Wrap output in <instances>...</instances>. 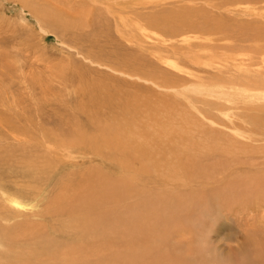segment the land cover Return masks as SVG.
<instances>
[{"label": "rangeland", "instance_id": "1", "mask_svg": "<svg viewBox=\"0 0 264 264\" xmlns=\"http://www.w3.org/2000/svg\"><path fill=\"white\" fill-rule=\"evenodd\" d=\"M132 1L0 0V198L5 203L6 197H15L22 206L10 209L6 220L0 206V260L9 258L0 264L115 262L93 254L62 225L71 220L74 198L84 190L82 182L91 170H105L112 189H125L122 182L130 173L119 157L101 167L105 161L83 150L85 139L78 145L65 136L86 131V139H94L95 127L107 126L117 115L129 120L141 144L149 143V129L158 136L167 134L189 154L195 151L193 141L203 147L202 157L194 153L197 164L184 159L189 171L176 166L173 174V167L166 166L175 162L171 155L160 160L161 175L181 173L176 175L179 179L170 178L173 184L161 185L164 178L135 182L136 188L155 195L162 211L166 205L175 207L173 219L192 227L176 240L145 242L142 252L184 253L187 264H264V83L256 82L263 86L260 89L251 80L264 79V0ZM172 10L177 11L174 34L166 36L158 26L140 21ZM91 17L98 18L100 28ZM195 24L200 27L195 29ZM205 47L212 57L196 55L190 61L185 56ZM132 54H142L145 62L133 65L128 60ZM215 67L230 72V67L248 69L246 75L257 76H249L254 88L242 83L233 96L192 91L198 84L204 92L210 89L205 70L214 72ZM111 95L151 99L155 105L128 107L117 98L107 101ZM254 118H261L262 124L253 123ZM4 184L11 186L5 191ZM117 202L109 201L113 212L124 200ZM116 234L126 232L115 230L113 247L121 244ZM35 249L39 254H33ZM128 249H114L113 257Z\"/></svg>", "mask_w": 264, "mask_h": 264}, {"label": "bare ground", "instance_id": "2", "mask_svg": "<svg viewBox=\"0 0 264 264\" xmlns=\"http://www.w3.org/2000/svg\"><path fill=\"white\" fill-rule=\"evenodd\" d=\"M126 1H129V0H126ZM132 2L134 4L135 3L137 4V1L133 0ZM146 2H148V1H146ZM130 5H131V3H130ZM121 8H126V5L124 4ZM106 9L110 14H112V12H111L112 9L108 5H106ZM179 10L182 13H187V12L189 13V11H184L182 9H179ZM40 12L42 13V11H40ZM44 13H45L44 16L48 14L47 12H44ZM176 14H177L176 10H172V11L165 12V13H156V14L148 15L147 18L145 19V21L144 20H140V21L143 23H147V25L149 24V25L156 27V28L159 27L158 29L163 34H165L167 36V35L174 34L175 32H177V30L174 26L176 23V19H177ZM105 18H107V17H105ZM91 21H94L96 23V25H95L96 29L100 28L102 25L99 23L100 26H97V21H98L97 17H91ZM181 21L183 24H188V21L185 19H182ZM122 26H124V25H122ZM193 27L195 29H197L198 27H200V24H195V25H193ZM118 28L120 29V27H118ZM187 28L191 29L190 26H187ZM120 31H122V30H120ZM99 34H101V33H99ZM106 34H108V33H106ZM114 44H116V43H114ZM198 48H200V47H198ZM205 49H206V47L203 48L201 51H199L200 53H198V52L195 53L191 49L192 51H190V54H186L185 56L188 57V60H190V61H192L196 55H199L203 58L208 57V56L210 57L211 55L208 52L206 53ZM120 50L117 52H120ZM159 51H163V49H161ZM115 54L117 56H120V53H115ZM121 54H123V53H121ZM218 56L219 55L215 56V58H218ZM213 57H214V55H213ZM128 60L135 66H141L142 63L145 62L142 54H132L128 57ZM230 68L233 70V72H230L229 70H224V69L219 68V67H215V70L218 72H216V71L210 72L211 70H208V71L205 70L206 75L209 76V81H207V80L206 81L208 83H211L210 85H208L210 87V89H208L209 91L206 89L207 91L204 92L202 87L198 86L199 84L192 86L191 87L192 91H195V93H199V94H219V95L220 94H232V93H236L237 91H241L240 85L244 86L242 83H245V85H248V86L250 84L253 86V88H254L255 84L253 85L251 83V80L254 83H256V82L257 83L258 82L264 83V81H262L263 78L260 80L257 76L246 75L247 73H245V72L249 71L248 69H244L243 67H241V68L230 67ZM249 76L250 77H257V78L251 79V78H249ZM197 79H202V78L197 77ZM207 82H206V84H207ZM246 82H248V84ZM257 83H256L255 87L262 85L261 83H258L261 85H258ZM200 85L203 86L204 84H200ZM262 87L263 86L258 87V88L261 89ZM246 88H248V87H246ZM186 90L189 91L190 89H186ZM244 90H242V91H244ZM247 90L249 92V88ZM251 92H254V89L251 90ZM245 94H247V93H245ZM232 96H233V94H232ZM130 97H131V95H126V96L111 95V96H109V98H107V101L117 98L118 100H121L128 107L141 108V109L143 106L147 107L146 109H152L155 105L152 103L153 101L151 99L130 100ZM123 98H127V99L122 100ZM214 101H216V99ZM215 103L216 102H214L213 104H215ZM219 103H220V101H219ZM223 103H224V101H223ZM220 105L222 108L223 105L221 103H220ZM215 106L217 109L220 107L216 104H215ZM143 109L146 110L145 108H143ZM255 115H257V114H255ZM253 116H252V118H253ZM258 117H259V115H258ZM251 120H253V123H255V124L263 122L261 118H259V119L254 118ZM109 125H110V127H109ZM147 130L149 132H147L145 135H146L147 139L149 140V143L148 144H141V142L139 140H137L136 137H133L134 134L131 130L129 120L123 116L117 115L115 117V120L110 121L107 126L102 127V128L95 127L94 132L96 133L97 137L94 139H91V140L86 139V136L84 135V133L86 131L81 132L78 136H75V137H71L69 134L65 135L67 142L71 141V143H75L78 145H80V143H79L80 140L85 139L83 141V143L81 144L82 146H85V149H83V150L87 153H90L93 156L97 155L99 158L102 159V161H105L104 163L99 165L101 167H107L108 166V160L117 159L119 157L118 158V161L120 162L119 164H121V166H123L125 168L127 174L130 173V179H124V181L122 182V183H125V184H123V185H125V189L124 188L112 189L111 182L109 181L108 174L105 170H100V169L91 170L89 172V174L87 175V177H89V178L86 181L82 182V188H84V190L81 191L80 195H78L74 198L75 200L73 202L72 209H71L72 210L71 220L70 221L68 220L67 223H63L62 226H64V228H65V226L67 228L69 227V229H68L69 232L66 230L68 232V234L71 233L70 231L72 230L73 233L77 235L78 240L83 242V245H85V247L91 248V252L93 254L99 255V256H101L100 258H103L105 260L108 258L109 259H115V262H119L118 264H120V262H122L123 264H187L186 257L188 255L184 256L185 258H183L184 253L181 255L182 256L181 257V256L176 255V253L175 254L164 253L162 255L161 254L153 255V254H149V252L148 253L142 252V251H144V250H142V247L143 246L145 247V242L171 240V239H174L175 237L179 236L180 233H182V232L189 234L190 228H192V227H190V225L187 223L185 224L182 221L178 222L177 220L173 219V216H176V214H177L176 209H174L175 207L172 208V206H171V209H169V208H167L168 206L166 205L165 209L167 211L164 209L162 211L161 207L156 206L155 201H157V200H155L156 198H155V195L153 193L149 192L147 189L142 190V189L136 188L134 185H135V182L145 183V181H147V180L156 182V181H159V178L160 179L164 178L163 181L165 183L163 181H162L163 183L160 181L161 185L162 184L163 185L164 184L165 185L166 184H173V183H171L170 178L171 179H173L172 177L178 178V176H176V175H179L181 173H176V175H169L167 173V175H165V176H167L169 178L166 180L165 176L163 174L161 175V173H160L161 172L160 171L161 166H158L160 163H162V161H160V160H162V158H166L167 155H171V157L173 158L172 160L175 162L173 164L170 161V164H168L166 166L168 168L173 167V168H171V169H173V172H172L173 174H174V171L177 172V170H178L177 168H176L177 170H174V168L176 166H179L180 169H181V167L182 168L184 167L183 169L187 170L186 165H188V164H186V161L189 164H194V165H195V163L197 164L196 158H198L200 156V150L202 151V149H203L202 143L198 142V141L192 142V144L195 146L194 153L196 154V158H193L194 153L191 152L189 154L186 151L178 149V146L171 141V138L167 134L162 133L158 136V135H156V134H158V133H156L157 131L153 130V132H150L149 129H147ZM74 131H75V128L72 129V132H74ZM201 132L207 133V130L201 129ZM207 134L210 137H212L209 133H207ZM89 142H90V144H89ZM62 143L66 144L64 139H63ZM172 143H173V145H172ZM200 147L202 149H200ZM214 147L218 148L216 146H214ZM210 149H212V147H210ZM207 150H208V148H207ZM184 157H186V158H184ZM200 157H202V156H200ZM184 159H186V161ZM164 163H166V162L164 161ZM52 165H54V164H52ZM31 167H32V165H31ZM188 167H189V165H188ZM43 170H44V168H43ZM168 170H170V169H168ZM189 170H190V168H189ZM189 170H187V171H189ZM54 171H55V169H54ZM156 173H158V174L156 175ZM55 174L61 175V173H56V172H55ZM127 174H126V176H127ZM183 176H185V174ZM168 181H170V183H168ZM117 184H120V183H117ZM156 184H159V182H157ZM178 185H180L179 182H178ZM10 186L11 185L9 184V185H5V186H1V187L6 191V189H8V187H10ZM186 186L187 185H185V187ZM143 188H145V187L143 186ZM79 189H80V185H79ZM144 190L146 193L147 192L149 193V196H145ZM78 193H79V190H78L77 194ZM163 195H164V193H163ZM157 197H158L157 199H160V197H162V196H160V197L157 196ZM166 197H167V195H166ZM168 197H170V196H168ZM168 197H167V199H168ZM6 198L7 199H6L5 203H3L2 202L3 200L1 201V198H0V206L3 207V210L1 212L4 214L3 216H4L5 220L8 218V213H9L10 209L12 210L15 207L16 208L22 207L21 204L19 203V201L15 197H12V198L6 197ZM133 198L135 199V201L134 202L130 201ZM117 199L124 200V203L120 204V206L117 207L116 211L113 212L112 210L109 209V201H110V203H118ZM171 199H170V201H171ZM161 200L162 199H160V201ZM135 202L137 205H134ZM182 203H185V202H182ZM165 204H167V203H165ZM145 205H146V209L156 208L158 210V212H160V213L153 212V210H146V209L140 208L141 206L144 207ZM152 205H154V207H152ZM195 221H194V223H195ZM115 230H117V232L121 231L123 234H124V232H126V234L125 235L116 234L118 239L121 241V244L115 245V247H113L114 246V243H113L114 235H113V233L115 232ZM56 231H58V230H56ZM74 234H73V237H71V238H74V236H76ZM181 235H183V234H181ZM61 236H62V234H61ZM70 236H71V234H70ZM57 238H58V236L56 237V240H57ZM60 239H62V238H60ZM176 239L177 238H175V240ZM183 239H184V237L182 238V240ZM182 240H180V241H182ZM187 240H188V238H187ZM60 242H61V240H60ZM142 242H144V244H142ZM126 245H128V248H129L128 250L125 251L126 253L123 252L122 254L115 255L116 257H113V255H114L113 250L114 249L122 247L124 250ZM96 246H97V251L94 250V247H96ZM59 247H60V245L56 246V248H59ZM182 247H183V245H182ZM184 248H185V246H184ZM10 250H11V252L13 251L12 249H10ZM80 251L82 252V248L80 249ZM36 252H38V250H36L35 252L33 251V254ZM39 252H38V254H39ZM70 253L72 254V252H70ZM7 254H9V253H7ZM28 255L29 254L27 252V255L24 253L23 256H28ZM3 258L9 260L8 255H7V257H3ZM3 258L0 260V263L4 262L5 259L3 260ZM34 258L36 259L38 257L35 256ZM48 258H49V256H48ZM67 260H68V262L73 260L72 256L67 257ZM189 260H190V258H189ZM115 262L112 264H117ZM35 263L36 262L34 260V264ZM68 264H74V263L70 262ZM109 264H111V263H109ZM223 264H225V263H223Z\"/></svg>", "mask_w": 264, "mask_h": 264}]
</instances>
